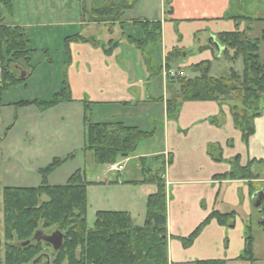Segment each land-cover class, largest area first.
I'll return each instance as SVG.
<instances>
[{"label": "crops", "instance_id": "crops-1", "mask_svg": "<svg viewBox=\"0 0 264 264\" xmlns=\"http://www.w3.org/2000/svg\"><path fill=\"white\" fill-rule=\"evenodd\" d=\"M35 1L29 0L28 4L26 1L21 3L12 0L9 9L2 11L0 7V24L22 28L28 39L33 41L27 33L31 28H44L64 22L57 15L63 14L65 9L68 11V8L54 4L53 0ZM169 2L168 19L143 17L138 21H161L162 56L177 48L181 54L174 62L179 63V67L209 61L212 70V62L221 53L209 39L214 37L217 41L218 33L236 29L234 20L229 19V15L226 18L225 15H234L236 8L240 7L241 0H169ZM232 5L233 8L228 13ZM92 8L70 9L74 10L72 14L76 11L80 14L89 9L91 11ZM46 13L49 16L39 18V15L44 16ZM26 18H29L30 22ZM132 20L134 19L128 22L131 23ZM187 24L196 26L181 31ZM77 25L82 27L81 30H90L106 23H93L91 18L87 21L81 18ZM197 34L202 38L196 47L197 54L188 58L191 49L183 45V40L186 37L193 43ZM79 37L81 36L75 33L65 40L69 47V74L71 77L81 75L84 78L95 74L98 82L92 83L91 80L85 79L83 84H76L75 81L76 86L71 92V94L77 92L75 99L94 103L96 108H102L103 112H107L101 122H122L152 132V135L159 126L162 128L163 148L156 153L160 158L155 156L154 163L150 166L153 167L151 169L153 173L162 169L165 180L168 264H193L197 261L210 260L222 261L224 264H255L256 261L240 258L244 254L248 235L246 223L252 207L251 181L222 179L217 175L236 171L238 166H246L253 159H261L264 162L262 157L251 156L249 152V142L257 131L247 143L244 142L241 131L234 126L228 105L214 101L183 102L177 115L174 118L168 117L166 100L169 94L162 76H150L132 46L122 40L106 53V49L96 44L97 41L92 35L91 40L94 44L92 41H82L78 39ZM82 64L85 66L78 70ZM25 71L28 75L29 71ZM214 118L218 119L217 122H213ZM98 120L94 122H99ZM262 131L264 137V123ZM154 154L140 153L134 157L140 160L141 165L143 164L139 168L141 175L146 166H149L146 157ZM141 175L134 179L124 175L118 180V184L124 187L125 191L128 192L130 187L131 192H134L127 195L130 197L125 198L124 207L115 211L128 212L134 224H136L134 214L141 212L140 200L145 209L147 196L156 191V186L152 184L131 183L141 181ZM256 181L264 182V179ZM213 211L237 213L229 225L219 224L215 219L209 220L201 227L192 243L184 246L182 239L201 226Z\"/></svg>", "mask_w": 264, "mask_h": 264}, {"label": "trees", "instance_id": "trees-1", "mask_svg": "<svg viewBox=\"0 0 264 264\" xmlns=\"http://www.w3.org/2000/svg\"><path fill=\"white\" fill-rule=\"evenodd\" d=\"M91 21L93 23H118L122 26L125 10L134 5L122 0H92ZM12 0H0L3 8L9 9ZM229 15L233 19L234 31L220 32L216 35L223 47L222 60L229 63L242 60L243 70L238 72L232 67L229 73L213 77L210 75L211 63L201 61L188 66L195 76L185 75L168 78L166 90L167 116L174 118L179 107L186 101H214L229 104L234 126L241 131L242 139L248 142L256 132L255 121L260 117V101L264 99V59L260 56V46L264 44V29L261 38L250 39L249 28L240 29L239 22L246 17L240 14ZM227 15L225 17L227 18ZM264 20V17L259 18ZM136 29L132 35L122 32L128 43L140 50L143 63L150 76L161 75L160 58L147 53L145 48L151 45L154 52H160L161 22L159 20H135L131 23ZM77 38V37H76ZM69 37L66 38L68 40ZM92 41L87 38H78ZM111 42V41H110ZM93 43V41H92ZM94 44V43H93ZM106 49L109 53L116 42ZM158 48L155 50V47ZM29 39L20 27L0 24V109L3 94L12 86L23 83L19 68L31 74ZM180 51L175 48L166 55L167 68L178 59ZM24 62L27 68L22 67ZM52 100H20L8 103L15 107L36 105L41 111L47 110L59 101H70L71 95L65 86L59 96ZM84 103L85 151H90L94 161L100 165L114 164L120 157H129L138 144L152 135L136 126L122 122H92L91 103ZM217 118L213 122H217ZM1 141V138H0ZM262 162V160H259ZM59 160H54L46 172ZM222 179H261L255 174L250 163L238 166L236 171L217 175ZM134 184H152L156 191L147 196L145 218L141 226L133 223L125 211H97L94 226L87 229L86 211L87 183L80 171L74 173L65 185H48L38 187H0V264H30L32 260L45 252V243L32 241L37 230H59L63 233V245L52 253L51 264H168L166 205L167 192L162 169L153 173L144 169L142 180ZM261 186V185H260ZM258 189H254L253 193ZM264 212V208H262ZM235 212L220 213L213 211L208 218L188 237L183 238L184 246L192 243L201 227L209 220L215 219L219 224L229 225ZM31 240V241H30ZM26 241L29 243L24 244ZM241 259L256 261L253 250V238L246 236V245ZM193 264H224L222 261H197Z\"/></svg>", "mask_w": 264, "mask_h": 264}, {"label": "rangeland", "instance_id": "rangeland-1", "mask_svg": "<svg viewBox=\"0 0 264 264\" xmlns=\"http://www.w3.org/2000/svg\"><path fill=\"white\" fill-rule=\"evenodd\" d=\"M18 1H21V3L26 1L29 4V0ZM115 1L120 2L122 0ZM124 1L134 6L131 9L125 10L122 26L118 23H106V25L92 27L90 30H81L82 27L78 26L77 23H80L81 18L87 21L91 17V13L89 14V12L92 11L89 9V11H82L80 14L78 13L79 11L72 14L74 10H71L77 9V7L91 8L93 7L92 0H53L54 4L57 3L58 6L69 9L68 11L65 9L63 14L57 15L64 22H58V25L55 26L49 25L44 28H31L27 32L33 39V41L29 40L30 48L33 50L29 55L31 74L27 76L26 73V79L23 83L10 87L2 96L3 105L0 109V187H38L44 184V181L48 185H65L74 173L80 171L84 181L87 183L86 220L88 230L94 226L95 213L97 211L122 209L125 198L129 199L130 197L127 195L133 194L132 192L134 191L131 192L130 187H128V192L125 191L126 189L118 184V180L124 175L132 179L141 175L139 168L143 164L141 165L140 160L134 157L140 153H155L153 156H148L145 159L149 165L145 169H153L150 165L154 163L155 156L160 158L156 153L163 148V132L161 126H159L155 129L154 135L144 138L138 144L136 150L129 156L131 157L130 159L125 160L126 157H120L117 160L116 163L122 164L124 168L120 172L110 170L107 165L95 163L92 153L84 150L86 146L84 136L85 126L83 123L84 103L75 99L77 92L74 91L72 94L71 92L72 88L78 83L83 84L88 79L92 83H97L98 80L95 74L89 75L86 78L81 75L80 77H71L68 69L70 56L69 47H67L65 41L66 38L77 33V35L86 37L87 39H91L92 35L93 39L97 41L96 44L100 47L103 46L105 49L114 46L112 44L115 42L116 46L119 45V42L121 43L122 40L127 45L132 46L122 35V32L130 35L135 33L136 29L131 25L132 22H128L130 19H134L132 21H135L141 20L143 17L149 19H168L169 17V0ZM33 2L36 1L33 0ZM0 7L2 11H5L2 5ZM232 8L233 5L228 9V13ZM68 12L69 14H67ZM235 14L246 17V19L239 22V27L240 29L249 28L248 37L250 39L261 38L264 20H259V18L264 17V0H241L240 7L236 8ZM47 16L49 14L46 13L44 16L39 15V18H46ZM26 19L30 22L29 18ZM194 25L196 26V24ZM194 25L187 24L181 31L194 28ZM201 39V35L197 34L196 40L190 43L185 37L183 45L191 49L188 53V58H191V55L197 54L196 47L201 43ZM132 47L135 54L138 53L140 59L143 60L140 50H137L134 46ZM157 48L158 46L155 47V50ZM145 50L148 54H156L158 57L162 56V53L154 52V48L151 45L146 47ZM260 56L264 59V44L260 46ZM221 58L222 54H218L217 58L212 62L211 76L219 77L220 75H225L229 73L231 67L240 73L242 72L243 64L240 58L234 63H229ZM137 60H139L138 57ZM21 64L22 67L27 68L24 62H21ZM178 65L180 64L174 62L172 66L178 70ZM84 66L85 64L80 65L78 70ZM181 68L185 71L186 76H193L194 73L188 67L182 66ZM75 69H77L76 64ZM65 86L68 87V92L72 99L70 101H59L44 111H41L34 104L27 107H15L8 104L20 100L49 101L56 95L60 98L63 97V95H59ZM228 103L232 104V102ZM229 104L227 105L230 109ZM90 108L92 122L98 119H101L98 120L101 122L105 119L106 116L104 115L107 112H103L102 108H96L94 103L91 104ZM259 112H261V115L258 117L257 122H255L257 133L255 136L253 135L254 137H250L253 138L249 142V152L251 156L262 157L264 159V137L262 134L264 99L260 101ZM150 130L153 131V129ZM54 160H59V165H55L44 175L45 169ZM262 162L258 159H253L249 163L251 170L255 174H258L261 179H264V162ZM250 183L252 185L251 190H254L259 189V184L264 182L252 179ZM140 208L141 212L134 214L136 225L138 226L143 224L145 217V209L141 200ZM136 211H138L137 207ZM234 212L235 214L237 213L236 211ZM250 212L251 214L247 218L246 226L248 230L246 232L253 238L254 256L257 259L255 264H264V227L260 225V222L264 220V212L261 209L254 208L253 205ZM52 230L54 231V229ZM52 230H46L44 233H49ZM0 240L3 242L2 234H0ZM45 252H48V248L46 247ZM48 253L52 255L53 252Z\"/></svg>", "mask_w": 264, "mask_h": 264}, {"label": "water", "instance_id": "water-1", "mask_svg": "<svg viewBox=\"0 0 264 264\" xmlns=\"http://www.w3.org/2000/svg\"><path fill=\"white\" fill-rule=\"evenodd\" d=\"M209 40L211 44L215 46L218 52L221 53L223 47H221V45L215 40V38L212 37ZM19 70H20V78L23 79L26 75V71L22 70L21 68H19ZM251 202H252V205L257 209H260L261 207H263L264 206V189H260L254 192L251 196ZM260 224L264 227V221H262ZM63 238H64V235L59 230H55L51 234H45L43 231L37 230L33 237V239L36 241L43 240L49 243L52 246V249L54 252H57L62 247ZM27 243H29V241H26L24 244H27ZM30 264H51L50 255L46 253L40 254L39 256L34 258Z\"/></svg>", "mask_w": 264, "mask_h": 264}, {"label": "built area", "instance_id": "built-area-1", "mask_svg": "<svg viewBox=\"0 0 264 264\" xmlns=\"http://www.w3.org/2000/svg\"><path fill=\"white\" fill-rule=\"evenodd\" d=\"M183 75V72H178L176 73L175 70L173 69H166V68H163V76L164 78L166 77H174L176 75ZM110 170L112 171H121L123 169V167L120 165V164H115V165H108L107 166Z\"/></svg>", "mask_w": 264, "mask_h": 264}, {"label": "flooded vegetation", "instance_id": "flooded-vegetation-1", "mask_svg": "<svg viewBox=\"0 0 264 264\" xmlns=\"http://www.w3.org/2000/svg\"><path fill=\"white\" fill-rule=\"evenodd\" d=\"M264 188V187H263ZM264 221V220H263ZM53 232V230L51 231V232H49V233H46V234H51ZM33 238V237H32ZM32 241H34V242H37V243H45V244H47L48 246L46 247V248H48V252H53V249H52V246L49 244V243H47V242H44L43 240H40V241H36V240H34V239H31ZM48 252H44V253H46V254H49L50 255V258H51V253H48ZM44 253H41V254H44ZM40 255V254H39ZM38 255V256H39ZM37 257V256H36ZM35 257V258H36Z\"/></svg>", "mask_w": 264, "mask_h": 264}, {"label": "bare ground", "instance_id": "bare-ground-1", "mask_svg": "<svg viewBox=\"0 0 264 264\" xmlns=\"http://www.w3.org/2000/svg\"><path fill=\"white\" fill-rule=\"evenodd\" d=\"M110 165H115V164H110ZM118 165V164H117ZM122 167H123V165L122 164H120ZM42 231V230H41ZM44 232V231H43ZM35 234V233H34ZM46 234V233H45ZM33 237H34V235H33ZM33 239V238H32ZM64 239V238H63ZM31 241V240H30ZM45 242V241H44ZM42 253H44V252H42ZM53 253H55L54 251H53ZM51 263H52V255H51Z\"/></svg>", "mask_w": 264, "mask_h": 264}]
</instances>
